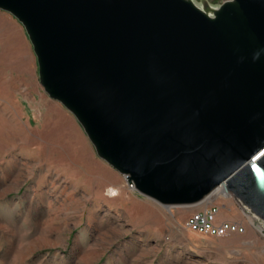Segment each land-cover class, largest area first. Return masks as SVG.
<instances>
[{"label":"water","instance_id":"water-1","mask_svg":"<svg viewBox=\"0 0 264 264\" xmlns=\"http://www.w3.org/2000/svg\"><path fill=\"white\" fill-rule=\"evenodd\" d=\"M47 96L162 207L223 189L264 219V0H0Z\"/></svg>","mask_w":264,"mask_h":264},{"label":"rangeland","instance_id":"rangeland-1","mask_svg":"<svg viewBox=\"0 0 264 264\" xmlns=\"http://www.w3.org/2000/svg\"><path fill=\"white\" fill-rule=\"evenodd\" d=\"M193 1L199 7L206 1L218 8L227 0ZM24 29L16 18L0 10V170L12 162V156L18 158L15 161L22 181L14 196L22 203L21 215L27 220L18 233L28 234L34 220L28 204L32 163L33 167L38 165V173H48L49 179L39 186L42 197L58 196L55 189L65 190L63 198L54 201L58 205L62 202L59 213L67 221L54 222L48 217L54 212H49L46 205L42 211L40 208L39 218L45 222L42 228L60 227L50 233L49 241L54 243L41 240L44 245L40 244L38 252H31V239L27 237L0 239L1 264H264V219L234 196L216 197L212 202L220 208L219 220L241 222L246 231L214 237L185 227L190 216L203 209L202 205L162 207L142 197L123 178L121 193L126 201L113 208L96 206L95 200L82 195V190H73L74 183L56 180L53 166L59 163L55 159L60 140L58 123L69 117L85 133L74 115L51 100L39 83L37 57ZM32 152L38 154L33 155V161ZM113 191L118 194L115 189L111 194ZM19 250L22 253L14 254Z\"/></svg>","mask_w":264,"mask_h":264},{"label":"crops","instance_id":"crops-1","mask_svg":"<svg viewBox=\"0 0 264 264\" xmlns=\"http://www.w3.org/2000/svg\"><path fill=\"white\" fill-rule=\"evenodd\" d=\"M21 115L22 114H20V116ZM57 126L58 128L56 131L60 140H58V146L55 147V159L59 160V163H55L53 166V175L56 176V180L63 179V182L66 180L69 184L70 182L74 183L73 190H82V195L85 194L86 197L89 196L90 199L95 200L96 206H110L113 208L119 205L120 201L125 202L126 200L122 198L124 177L116 172L110 165L108 166V164L98 159L87 136L81 133L82 130L80 126L69 117H66L65 120H61ZM33 155L38 154L33 153L31 155L32 161L35 159ZM11 159L12 162H9L7 166L4 165L0 170V239L10 240L27 237L31 239L29 240V245H32L31 249L33 250L31 252H38L40 244L44 245L42 241L48 240L47 244H50L52 242L49 241L50 233L58 229L60 230L59 226H53L51 230L42 228L41 223L45 222L39 218L40 216L38 213L40 208L42 211L46 205V209L49 212L53 211L54 213H49L50 216L48 217H52L54 222L64 223L67 221V218H65L62 213H59L63 210L62 202L58 205V202L55 204L54 201L58 199L57 197L63 198L65 190L55 189V191H58V196H56L57 194H53L52 196L47 194L48 197H42L43 194H40L39 186L41 183L44 184L47 178L49 179V177H47L48 173H38V165L33 167L32 163L30 174V201L28 204L30 203L31 215L34 217V220H31V227L26 231L28 234L22 236V233L18 232L24 229L27 220L26 217L21 215L23 214L22 203L14 196V194L19 191L16 187L22 181V172L21 169L17 167L15 161L18 158L12 156ZM50 168L49 166L48 169ZM14 189L15 192L13 193L12 191H14ZM113 189L118 191V196L111 195ZM8 195L9 197L5 198V196ZM130 199L133 200V198ZM44 201L46 204H44ZM55 207H57V209L60 208L59 211ZM46 222H50V220ZM44 231L46 235L43 233ZM1 249L2 248H0V254L2 253ZM13 252L14 254L17 252L19 254L22 253L21 250Z\"/></svg>","mask_w":264,"mask_h":264},{"label":"built area","instance_id":"built-area-1","mask_svg":"<svg viewBox=\"0 0 264 264\" xmlns=\"http://www.w3.org/2000/svg\"><path fill=\"white\" fill-rule=\"evenodd\" d=\"M130 188L134 189L133 186H130ZM201 205L203 209L191 215L186 221L185 227L188 230L214 237H224L229 234H244L246 231V226L241 222L219 220L220 208L212 202V199Z\"/></svg>","mask_w":264,"mask_h":264},{"label":"bare ground","instance_id":"bare-ground-1","mask_svg":"<svg viewBox=\"0 0 264 264\" xmlns=\"http://www.w3.org/2000/svg\"><path fill=\"white\" fill-rule=\"evenodd\" d=\"M112 196H117V192L113 191L111 194ZM232 195L230 193H226L223 189H219L213 196L212 200L215 199L216 197H223V198H230ZM248 219L252 222L250 217Z\"/></svg>","mask_w":264,"mask_h":264}]
</instances>
